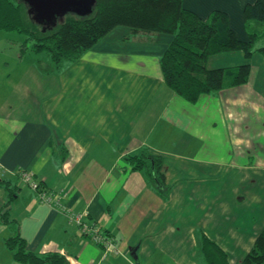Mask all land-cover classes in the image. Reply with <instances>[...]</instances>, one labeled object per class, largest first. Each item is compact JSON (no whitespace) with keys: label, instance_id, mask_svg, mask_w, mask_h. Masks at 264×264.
Returning <instances> with one entry per match:
<instances>
[{"label":"crops","instance_id":"1","mask_svg":"<svg viewBox=\"0 0 264 264\" xmlns=\"http://www.w3.org/2000/svg\"><path fill=\"white\" fill-rule=\"evenodd\" d=\"M253 1L184 6L203 18L227 12L238 37L248 40L244 7ZM3 32L0 264H31L7 245L18 235L29 251L57 253L68 264H206L201 232L231 264H241L264 230L262 53L210 56L209 68L249 63V79L190 102L165 83L167 37L120 27L55 69L46 52L24 48L21 35L6 43ZM144 148L163 158L166 188H157L148 170H130L126 157ZM22 171L58 192L66 209L44 202ZM71 212L112 244L84 233Z\"/></svg>","mask_w":264,"mask_h":264},{"label":"trees","instance_id":"2","mask_svg":"<svg viewBox=\"0 0 264 264\" xmlns=\"http://www.w3.org/2000/svg\"><path fill=\"white\" fill-rule=\"evenodd\" d=\"M248 40L238 37L231 27L227 12L213 10L207 18L184 6V0H97L87 16L67 14L55 26L37 23L21 0H0V29L25 34L22 45L48 55L51 68L61 67L80 58L87 50L113 30L124 27L131 34L155 33L168 43L160 57L165 83L190 102L202 94L217 93L225 87L246 83L249 63L237 67L209 68L214 54L241 50L246 57L255 52L264 55V0L249 2L244 7ZM261 28V29H260ZM130 170L149 171L157 188H166L164 160L148 148L126 157ZM14 196L12 186L1 180ZM5 215V216H4ZM2 219L9 221L6 213ZM201 253L206 264H231L228 253L204 232L200 233ZM15 258L31 264H68L57 254L39 255L26 249L20 235L7 239ZM241 264H264V230L260 231Z\"/></svg>","mask_w":264,"mask_h":264},{"label":"water","instance_id":"3","mask_svg":"<svg viewBox=\"0 0 264 264\" xmlns=\"http://www.w3.org/2000/svg\"><path fill=\"white\" fill-rule=\"evenodd\" d=\"M27 7L32 18L44 26H55L64 20L67 14L79 16L90 15L97 0H21Z\"/></svg>","mask_w":264,"mask_h":264},{"label":"built area","instance_id":"4","mask_svg":"<svg viewBox=\"0 0 264 264\" xmlns=\"http://www.w3.org/2000/svg\"><path fill=\"white\" fill-rule=\"evenodd\" d=\"M21 175L25 183L29 184L32 188L39 191V194L44 202L52 203L60 208L66 209L67 206L62 204L60 200L61 195L53 190L47 191L46 188L42 186L41 182L35 180V173L33 171H22ZM69 215L70 219L80 225L84 233L90 235L94 240L99 243H104L106 245L112 244L110 238L105 236L96 224L84 222L81 219L80 214H75L71 212Z\"/></svg>","mask_w":264,"mask_h":264},{"label":"rangeland","instance_id":"5","mask_svg":"<svg viewBox=\"0 0 264 264\" xmlns=\"http://www.w3.org/2000/svg\"><path fill=\"white\" fill-rule=\"evenodd\" d=\"M260 27H264L263 26V24H262V26H260ZM124 28V27H123ZM261 29V28H260ZM128 30V29H127ZM129 31V30H128ZM130 32V31H129ZM131 34V33H130ZM21 35V36H20ZM18 36H20V37H22L23 39L24 38H26V36H25V34H19L18 32H3V34H2V37L4 38V40H5V42L6 43H8V42H11L10 40H7L8 38H12V39H14V38H19ZM2 41V39H0V42ZM13 43V42H12ZM18 44H21V41H19V42H17Z\"/></svg>","mask_w":264,"mask_h":264}]
</instances>
